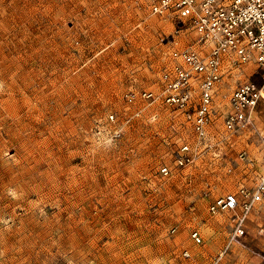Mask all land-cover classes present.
Returning a JSON list of instances; mask_svg holds the SVG:
<instances>
[{"label":"rangeland","instance_id":"rangeland-1","mask_svg":"<svg viewBox=\"0 0 264 264\" xmlns=\"http://www.w3.org/2000/svg\"><path fill=\"white\" fill-rule=\"evenodd\" d=\"M194 40L130 0H0V264H264V201L236 238L239 210L209 212L262 173L264 95L225 127L262 72L222 60L198 137V92L165 93Z\"/></svg>","mask_w":264,"mask_h":264},{"label":"built area","instance_id":"built-area-1","mask_svg":"<svg viewBox=\"0 0 264 264\" xmlns=\"http://www.w3.org/2000/svg\"><path fill=\"white\" fill-rule=\"evenodd\" d=\"M142 18L169 14L182 28L191 30L193 47L179 54L181 65L171 70V81L165 89L167 101L180 109L189 108L190 95L199 94L198 113L193 125L198 137L205 135V115L215 89L221 81V63L225 57L235 62L254 63L262 72L261 85L247 81L237 86L229 97V114L225 127L233 129L251 123L254 111L264 95V0H130ZM168 77V76H166ZM151 98V94H143ZM190 118L189 115H187ZM185 147L183 150H186ZM188 159L180 158L182 165ZM243 199L225 195L212 201L211 214L239 210L238 232L254 205L264 201V152L262 173L251 192L243 191Z\"/></svg>","mask_w":264,"mask_h":264},{"label":"bare ground","instance_id":"bare-ground-1","mask_svg":"<svg viewBox=\"0 0 264 264\" xmlns=\"http://www.w3.org/2000/svg\"><path fill=\"white\" fill-rule=\"evenodd\" d=\"M252 112H253V111H252ZM252 112H251V113H252ZM251 113H250V115H251Z\"/></svg>","mask_w":264,"mask_h":264}]
</instances>
